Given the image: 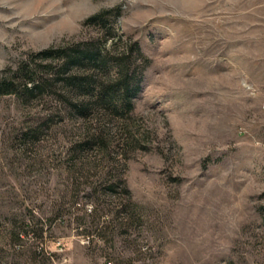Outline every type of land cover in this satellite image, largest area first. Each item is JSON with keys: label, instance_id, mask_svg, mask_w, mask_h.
Masks as SVG:
<instances>
[{"label": "rangeland", "instance_id": "1", "mask_svg": "<svg viewBox=\"0 0 264 264\" xmlns=\"http://www.w3.org/2000/svg\"><path fill=\"white\" fill-rule=\"evenodd\" d=\"M46 48L127 59L131 110ZM1 80L0 264H264V0H0Z\"/></svg>", "mask_w": 264, "mask_h": 264}, {"label": "trees", "instance_id": "2", "mask_svg": "<svg viewBox=\"0 0 264 264\" xmlns=\"http://www.w3.org/2000/svg\"><path fill=\"white\" fill-rule=\"evenodd\" d=\"M118 9L103 11L89 17L86 22H96L99 25H104L114 20L117 17ZM136 47V45H134ZM137 47L135 51L137 52ZM93 52V51H92ZM86 50L76 49H63V48H46L36 52V55L41 59H57L61 61L59 64L60 71L64 74L70 70L71 67H82L84 65L99 66L104 68L107 72L113 70L112 76L106 82L98 83L95 87L91 88V98L94 106L116 116L127 114L131 110L130 96L136 91L137 84H132L130 76L128 75V61L127 59H115L107 57L100 52H93ZM23 65V64H22ZM23 67V66H22ZM21 70H23L21 68ZM25 70V69H24ZM28 73V71H27ZM77 77L69 74L67 77L61 79L63 83L73 88H78L81 85ZM20 89L24 92H32L37 90L40 85L36 77L29 75L26 81L22 83ZM15 93L12 83H7L4 80L0 81V95Z\"/></svg>", "mask_w": 264, "mask_h": 264}]
</instances>
